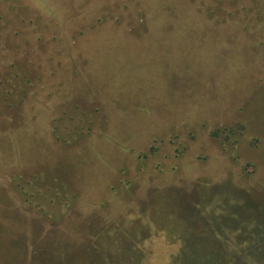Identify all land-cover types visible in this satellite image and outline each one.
I'll list each match as a JSON object with an SVG mask.
<instances>
[{"label":"rangeland","instance_id":"rangeland-1","mask_svg":"<svg viewBox=\"0 0 264 264\" xmlns=\"http://www.w3.org/2000/svg\"><path fill=\"white\" fill-rule=\"evenodd\" d=\"M8 209L0 264H264V0H0Z\"/></svg>","mask_w":264,"mask_h":264},{"label":"trees","instance_id":"trees-1","mask_svg":"<svg viewBox=\"0 0 264 264\" xmlns=\"http://www.w3.org/2000/svg\"><path fill=\"white\" fill-rule=\"evenodd\" d=\"M255 10H256V13L259 12V9L258 8L255 9ZM211 14H212V11H211ZM227 14H228L227 16H231L233 13H231L230 11H228ZM214 20H218V17L215 16ZM244 20H245V18H244ZM235 23L238 24L239 30L244 31L245 34H251L252 31H250V30L253 29V27L255 26L253 23H249L248 24L247 23V20L246 21H243L241 23H238V22L235 21ZM253 30H254L253 32H256L257 28L255 27ZM12 91H13V89H12ZM25 91H27V90L25 89ZM28 210H30V209H28ZM34 212L40 213L41 211L39 209H36V210L34 209ZM42 213H44V212H42ZM47 214L50 217V214L49 213H47ZM57 214H58L59 217L56 218V219L58 220L60 218V216L63 215V214L60 213V212H57ZM76 214L77 213H75V211L72 210L71 215H70V218H74V216ZM93 216H94L93 214L84 215V216L81 217V219L82 220H85V221H91L94 218ZM32 218L38 219L39 216H35L34 214L33 215H28V214L24 213V211L23 212L21 210L19 211V209H15V210L14 209H8V210H4V211L0 212V238H2V241L8 240V239L11 240V241H9L10 242L9 244L12 247V248H10V251L15 252V253H19L20 252L22 254H25V253L28 252V248H27L28 245H27V243H24V241L22 243L19 242V240L17 239L19 237L18 236L17 237L14 236L15 235V231H18V232L21 231L20 229H18L19 227L16 228L18 225H15V224L23 225V224H26V223L29 224L28 222H32V225H33V223H39V226H41L40 225V223H41L40 221H37V222H35L33 220L31 221ZM74 223L75 222L73 221V222L68 223V224H74ZM79 223L82 224V222H79ZM39 231H40L39 232V235L40 234L42 235V232L44 230L41 229ZM100 234L101 233H98L97 235H94V239L95 240H98L99 239V236H102ZM9 236H11V237H9ZM57 237L60 238L59 235H56V232H54L53 239L54 240H58V239H56ZM182 246H187L188 247L187 244H183ZM97 248H98L97 245L94 243V245L92 246V248L89 249L90 252L91 251L93 252L92 255L98 256V253H97L98 250H97ZM30 253L33 255V257L39 256L38 255L39 254L38 252H34L33 253L32 251H30ZM193 259H195V258H192L191 261L197 263V261H194Z\"/></svg>","mask_w":264,"mask_h":264},{"label":"crops","instance_id":"crops-1","mask_svg":"<svg viewBox=\"0 0 264 264\" xmlns=\"http://www.w3.org/2000/svg\"><path fill=\"white\" fill-rule=\"evenodd\" d=\"M49 135H50V133H49ZM50 139H52L51 136H50ZM48 149L50 150L51 148L48 147ZM72 208H74V206ZM35 210H36V208H35ZM73 210L75 211V213L79 214V210L76 209V207ZM71 212H72V210H71ZM89 212H90V210L87 212L86 215H90L91 213H89Z\"/></svg>","mask_w":264,"mask_h":264}]
</instances>
